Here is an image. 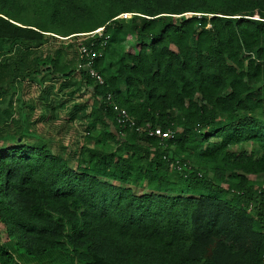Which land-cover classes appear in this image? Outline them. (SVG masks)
Instances as JSON below:
<instances>
[{
  "label": "trees",
  "instance_id": "trees-1",
  "mask_svg": "<svg viewBox=\"0 0 264 264\" xmlns=\"http://www.w3.org/2000/svg\"><path fill=\"white\" fill-rule=\"evenodd\" d=\"M98 28L81 40L102 83L79 60L91 106L75 169L20 144L33 136L16 87L73 71L44 57L0 84L21 123L0 136V264H262L264 0H0V41ZM242 143L259 154L228 150Z\"/></svg>",
  "mask_w": 264,
  "mask_h": 264
},
{
  "label": "rangeland",
  "instance_id": "rangeland-1",
  "mask_svg": "<svg viewBox=\"0 0 264 264\" xmlns=\"http://www.w3.org/2000/svg\"><path fill=\"white\" fill-rule=\"evenodd\" d=\"M130 16L122 14L118 18L127 19ZM50 35L53 39L31 44L0 41V84L9 81L11 63L15 66L20 64L23 72H32L36 68V62L44 57L58 58L60 64L73 71L65 80L41 77L37 81L31 75L24 81L17 80L16 87L23 106L22 112L26 115L27 133L33 136L22 138L20 144L39 147L43 143L50 153L61 157L69 168L75 169L80 165L78 152L84 144L86 114L91 106L90 94L83 89L78 74V42L83 37H74L80 34L68 37ZM3 104V99H0V136L18 133L21 123L17 112V99L12 96L6 107ZM69 114H74L75 119L67 120ZM260 118L264 121V111ZM10 145L12 144L9 142H0V150ZM228 150L243 151L255 156L259 154L258 149L248 143L230 147ZM145 191L133 188L136 194Z\"/></svg>",
  "mask_w": 264,
  "mask_h": 264
},
{
  "label": "built area",
  "instance_id": "built-area-1",
  "mask_svg": "<svg viewBox=\"0 0 264 264\" xmlns=\"http://www.w3.org/2000/svg\"><path fill=\"white\" fill-rule=\"evenodd\" d=\"M78 35V34H77ZM101 37L102 35V28H98L92 32L80 34L81 37L84 38H92L93 36ZM82 40V39H81ZM78 54H79V60L82 62V67L85 73L89 76V78L95 83V84H101L102 79L100 75L92 68L93 59L95 58V52L91 49H88L83 44H81V41L78 42ZM106 100L108 101V105L111 107V110L113 114L115 115L116 123L122 126H128L132 127L133 122L128 117L127 113L123 110L115 106L111 101H109V97H106ZM149 136L155 137L159 140L167 139L170 134L168 132H162L159 129L155 128L152 130H149L148 132ZM261 262L264 264V255L261 257Z\"/></svg>",
  "mask_w": 264,
  "mask_h": 264
}]
</instances>
